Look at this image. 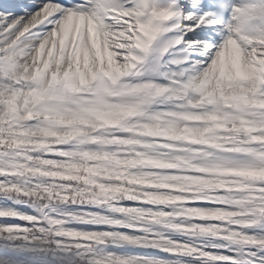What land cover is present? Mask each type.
<instances>
[{
  "label": "snow or ice",
  "instance_id": "snow-or-ice-1",
  "mask_svg": "<svg viewBox=\"0 0 264 264\" xmlns=\"http://www.w3.org/2000/svg\"><path fill=\"white\" fill-rule=\"evenodd\" d=\"M0 264H264V0H0Z\"/></svg>",
  "mask_w": 264,
  "mask_h": 264
}]
</instances>
